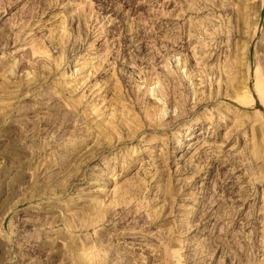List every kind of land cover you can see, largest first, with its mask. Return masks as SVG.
I'll return each mask as SVG.
<instances>
[{"label":"rangeland","instance_id":"374dc122","mask_svg":"<svg viewBox=\"0 0 264 264\" xmlns=\"http://www.w3.org/2000/svg\"><path fill=\"white\" fill-rule=\"evenodd\" d=\"M0 264H264V0H0Z\"/></svg>","mask_w":264,"mask_h":264}]
</instances>
